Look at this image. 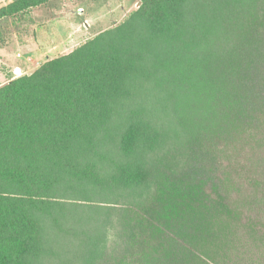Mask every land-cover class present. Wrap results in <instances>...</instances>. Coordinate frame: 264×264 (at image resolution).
I'll return each mask as SVG.
<instances>
[{
    "label": "trees",
    "instance_id": "trees-1",
    "mask_svg": "<svg viewBox=\"0 0 264 264\" xmlns=\"http://www.w3.org/2000/svg\"><path fill=\"white\" fill-rule=\"evenodd\" d=\"M139 3L0 87V264H264V0Z\"/></svg>",
    "mask_w": 264,
    "mask_h": 264
},
{
    "label": "rangeland",
    "instance_id": "rangeland-1",
    "mask_svg": "<svg viewBox=\"0 0 264 264\" xmlns=\"http://www.w3.org/2000/svg\"><path fill=\"white\" fill-rule=\"evenodd\" d=\"M14 1L0 0V9ZM140 1L50 0L0 19V87L117 26Z\"/></svg>",
    "mask_w": 264,
    "mask_h": 264
},
{
    "label": "water",
    "instance_id": "water-1",
    "mask_svg": "<svg viewBox=\"0 0 264 264\" xmlns=\"http://www.w3.org/2000/svg\"><path fill=\"white\" fill-rule=\"evenodd\" d=\"M140 5V3L138 4V6Z\"/></svg>",
    "mask_w": 264,
    "mask_h": 264
}]
</instances>
